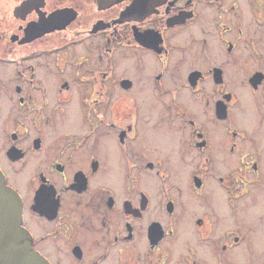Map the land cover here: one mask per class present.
Here are the masks:
<instances>
[{
  "label": "flooded vegetation",
  "instance_id": "1",
  "mask_svg": "<svg viewBox=\"0 0 264 264\" xmlns=\"http://www.w3.org/2000/svg\"><path fill=\"white\" fill-rule=\"evenodd\" d=\"M0 172L49 264H258L264 0H0Z\"/></svg>",
  "mask_w": 264,
  "mask_h": 264
},
{
  "label": "water",
  "instance_id": "2",
  "mask_svg": "<svg viewBox=\"0 0 264 264\" xmlns=\"http://www.w3.org/2000/svg\"><path fill=\"white\" fill-rule=\"evenodd\" d=\"M21 202L5 185L0 172V264H49L31 250V238L21 225Z\"/></svg>",
  "mask_w": 264,
  "mask_h": 264
},
{
  "label": "rangeland",
  "instance_id": "3",
  "mask_svg": "<svg viewBox=\"0 0 264 264\" xmlns=\"http://www.w3.org/2000/svg\"><path fill=\"white\" fill-rule=\"evenodd\" d=\"M66 130L68 131L70 129L66 128ZM10 178L11 182L16 184L20 190H23L22 186L25 179L22 180L21 175L14 174L10 170ZM248 216L249 217L246 220L251 225V229L255 232V235L260 236V239H256L251 243L252 252L254 257L259 259L257 260V263L264 264V220L260 221V219L264 218V200L261 205L258 206V209H251V212L248 214Z\"/></svg>",
  "mask_w": 264,
  "mask_h": 264
},
{
  "label": "bare ground",
  "instance_id": "4",
  "mask_svg": "<svg viewBox=\"0 0 264 264\" xmlns=\"http://www.w3.org/2000/svg\"><path fill=\"white\" fill-rule=\"evenodd\" d=\"M74 115V111H71V114H70V116H73Z\"/></svg>",
  "mask_w": 264,
  "mask_h": 264
}]
</instances>
